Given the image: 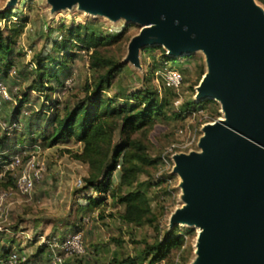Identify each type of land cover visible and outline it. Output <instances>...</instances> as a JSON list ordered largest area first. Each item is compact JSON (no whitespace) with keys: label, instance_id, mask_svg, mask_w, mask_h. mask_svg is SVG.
<instances>
[{"label":"rangeland","instance_id":"obj_1","mask_svg":"<svg viewBox=\"0 0 264 264\" xmlns=\"http://www.w3.org/2000/svg\"><path fill=\"white\" fill-rule=\"evenodd\" d=\"M9 1L0 0V30L5 39L9 37L12 50V69L7 81L0 83L6 92V96L0 93V136L4 129L8 130L6 135L9 141L4 154L9 158L4 167L15 155L19 156L21 165L8 171L5 180H0V192L8 194L3 203L4 216L0 221V249H16L29 257L45 260L49 256L45 241L52 237L66 238L77 232L82 236L84 252L68 258L67 264H126L122 261L139 255L145 245L161 240L165 233L174 232L181 242L179 247L169 251L167 263L196 264L198 230L191 225L171 221L176 211L184 205L180 187L182 180L173 172L172 157L199 152L197 142L204 125L222 118L217 102H194L195 87L206 70L202 53L194 51L190 55L172 58L175 62L163 63L162 55L168 57L164 50L144 47L138 50L136 64H133L127 60L128 45L139 32L138 25L126 23L123 19L110 21L103 16L86 13L78 5L54 10L47 0H16L14 5L8 6ZM252 2L264 16V7L257 0ZM5 12L10 14L7 18H1ZM85 24L103 35L121 34L117 43L99 50L102 56L122 66L111 87L104 92L109 97L119 96V103L125 102L123 98L130 93L143 89L160 95L164 69L177 70L182 77L178 89L170 92V105L163 109L161 118L145 137L140 133L131 135V138L143 142L147 154L156 159V164L146 168L133 186V189L140 187L144 191L151 211L150 221L139 226L126 225L120 220L123 207L110 196H106L96 209H86L85 196H97L94 191H81L84 178L88 175L87 165L75 161L72 154L64 152H80L79 143L58 144L48 149L38 146L32 149L29 146L30 135L26 132L28 121L31 119L32 128H40L45 119L40 117L36 122L34 113H46L47 116L51 113L50 110L41 109V105L57 104L61 113L63 107H71L82 99L97 81L101 72L95 73L89 69V54L76 48L71 50L75 56L68 60L67 73L65 76L63 74V82L56 92L50 95L31 92L29 102L21 109L17 128H8L3 123V119L9 117L11 110L18 105L22 92L33 85L37 62L41 60V63L49 65L54 59L52 63L56 65L61 61L62 54L60 48H55V43L63 41L69 29ZM151 48L158 49L149 51ZM58 67L56 65L54 69ZM190 101L193 105L203 104L197 111L175 116L180 105ZM21 133L25 135L24 148L18 152L16 149L20 145L13 147L11 139H20L18 135ZM122 139L119 125L113 134V145H119ZM31 163L34 168L41 169L42 174L32 191L21 193L16 185L4 187L7 176L16 178L25 168L31 169L28 166ZM78 181H81L80 185ZM117 185L118 168L112 174V186ZM142 264H147V259Z\"/></svg>","mask_w":264,"mask_h":264},{"label":"water","instance_id":"obj_2","mask_svg":"<svg viewBox=\"0 0 264 264\" xmlns=\"http://www.w3.org/2000/svg\"><path fill=\"white\" fill-rule=\"evenodd\" d=\"M47 1L54 10L78 5L86 13L138 25L128 45L133 64L144 47H160L170 58L202 53L206 70L194 102H217L222 118L204 125L199 152L172 157L184 205L171 221L198 230L196 264H264L261 10L252 0Z\"/></svg>","mask_w":264,"mask_h":264},{"label":"trees","instance_id":"obj_3","mask_svg":"<svg viewBox=\"0 0 264 264\" xmlns=\"http://www.w3.org/2000/svg\"><path fill=\"white\" fill-rule=\"evenodd\" d=\"M257 1L264 7V0ZM9 14L10 12H5L1 18H7ZM120 38L121 34L103 35L86 24L69 29L66 38L60 43H55V48L58 50L60 48L62 54L61 61L56 64L60 67L54 69L56 66L52 63L55 61L54 59L49 65L41 63L39 60L34 71L36 79L33 85L22 92L18 105L11 110L9 117L3 119V123L8 128L14 124L17 125L21 109L29 102L31 92L37 91L47 95L56 92L57 87H60L63 82V74L65 76L67 73L68 60L75 56L71 50L76 48V50L89 54V69L95 73L101 72L98 74L97 81L91 89L88 88L89 90L82 99L71 107H63L61 113L58 111L57 104L56 106L41 105V109L50 110L51 113L49 116L46 113H34L36 122L42 117L45 119L40 128L38 126L32 128L31 119L28 121L26 132L27 135H30L29 146L32 149L35 146L48 149L58 144L79 143L81 145L80 152L71 153L69 150L64 152L72 154L71 157L75 161L87 165L88 175L84 178L81 191H94L97 196H85L86 209L89 211L96 209L104 202L106 196H110L123 207L120 220L126 225L139 226L150 221L151 211L144 191L140 187L133 189V186L136 184L137 177L146 168L156 164V159L147 154L143 142L131 138V135L140 133L145 137V134L161 118L163 109L170 105L169 97H171L170 92L173 90L163 87L161 82L162 91L160 95L155 91L143 89L130 93L127 98H123L126 100L123 103L118 102L119 96L109 97L105 95L104 92L111 87L121 72L122 66L102 56L99 50L117 43ZM10 43L9 37L5 39L0 30V83L7 81L12 69ZM153 49L158 48L148 50ZM162 56L163 63L175 62L170 57ZM177 72L180 74L179 71ZM202 104L193 105L191 101L186 102L180 105L175 116H183L188 111H197ZM119 125L123 139L119 145H113V134ZM7 131L4 129L2 136H0V172H2L3 165L8 163L9 158L4 154L7 152L5 149L9 141L6 135ZM18 137L20 139L17 137L11 139L13 140L12 146L16 148L20 145L16 151L21 152L24 148L22 144L25 135L21 133ZM38 140L40 143L37 144ZM117 168L118 185L113 187L112 174ZM5 182L4 187L15 186V179L12 177L7 176ZM60 239L64 240L65 237H60ZM180 242L181 238L174 232L165 233L161 240L145 245L139 255L134 258H126L122 263L142 264V261L147 259V264H156L161 261L164 264H169L167 263L169 251L179 247ZM0 250V257H5L11 251L22 253L16 249ZM48 252L49 256L45 259L46 261L50 260L51 256L49 249ZM30 258L36 259L37 257ZM67 259H65L66 264Z\"/></svg>","mask_w":264,"mask_h":264},{"label":"built area","instance_id":"obj_4","mask_svg":"<svg viewBox=\"0 0 264 264\" xmlns=\"http://www.w3.org/2000/svg\"><path fill=\"white\" fill-rule=\"evenodd\" d=\"M161 82L163 87L171 89L173 91L177 90L182 82L181 75L175 70L164 69L161 73ZM0 93L6 96L5 89L0 85ZM10 128H17V125H12ZM8 164V163H6ZM0 172V180L4 178L8 171L14 170L15 167H20L21 160L18 155L12 157V161L9 163V167H4ZM30 164V163H29ZM28 164L31 169L25 168L20 172V174L14 178L15 185L19 192L28 193L33 190L35 184H38L41 179V169L34 168L33 163L31 166ZM27 167V166H26ZM3 175V176H2ZM81 184V181H78V185ZM8 194L0 192V221L4 216L3 203L7 200ZM44 246H46L50 252V260H40L39 258L32 259L25 253H17L11 251L5 257H0V264H66L65 259L72 256L80 255L84 252L82 245V236L80 233L71 235L64 240H61L59 237H52L45 241Z\"/></svg>","mask_w":264,"mask_h":264},{"label":"bare ground","instance_id":"obj_5","mask_svg":"<svg viewBox=\"0 0 264 264\" xmlns=\"http://www.w3.org/2000/svg\"><path fill=\"white\" fill-rule=\"evenodd\" d=\"M166 53H168V51H166ZM216 100V99H215ZM223 121V120H222Z\"/></svg>","mask_w":264,"mask_h":264}]
</instances>
